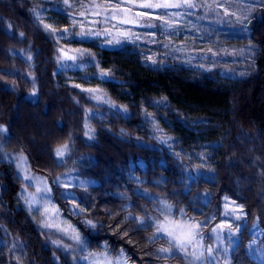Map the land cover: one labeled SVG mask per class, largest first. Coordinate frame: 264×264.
<instances>
[{
	"label": "trees",
	"instance_id": "1",
	"mask_svg": "<svg viewBox=\"0 0 264 264\" xmlns=\"http://www.w3.org/2000/svg\"><path fill=\"white\" fill-rule=\"evenodd\" d=\"M68 2L75 11L64 0H0V125L9 132L0 150V264H87L48 239L23 203L25 182L3 151L25 155L31 170L47 178L55 203L90 251H122L133 264H199L175 249L159 253L168 245L152 239L151 222L125 217L159 216L163 200L173 217L182 210L209 235L225 219L227 198L246 217L227 264H263L264 3L249 11L245 34L223 39L232 45L226 54L198 62L160 45L148 54L133 43L106 47L74 35L57 43L64 28L77 31L69 13L83 20L79 5L93 0ZM58 47L92 55L85 56V68L60 72ZM102 70L109 73L103 80ZM89 88L114 106L82 90ZM65 143L62 163L55 149ZM69 168L94 181L71 189L82 214L73 212L57 183ZM88 219L95 229L84 223ZM255 225L260 254L252 246Z\"/></svg>",
	"mask_w": 264,
	"mask_h": 264
},
{
	"label": "snow or ice",
	"instance_id": "2",
	"mask_svg": "<svg viewBox=\"0 0 264 264\" xmlns=\"http://www.w3.org/2000/svg\"><path fill=\"white\" fill-rule=\"evenodd\" d=\"M65 4L68 5L69 9L75 11L74 6L64 0ZM211 8V5L197 3V0H102L100 3H96L95 0L91 4H81L79 8L82 9L78 11V16L83 17V20L76 18V15L69 13L71 18V26L77 31L72 35L78 37L80 40L84 39H94L99 37H105L106 43L116 44L121 43L122 41L135 43L142 39V34L134 32L133 28H154L157 25L152 24L148 21L153 19L160 20L161 24L165 26V30L174 31L176 27L179 26V20L186 14H191L189 10L199 9V8ZM134 9H162L164 10L160 15H153L150 12L143 11H134ZM169 9H184V12H169ZM35 12V10H33ZM39 15V13H36ZM95 17L98 19H88V17ZM147 18V20H145ZM239 20V17H236ZM99 24L100 28L95 26ZM125 25H130L131 27H122ZM44 28L50 33H55L57 30L50 24H45ZM64 35L59 37H54L59 43L61 39H65L69 33V29L66 27L63 29ZM144 35L155 36L154 33H147ZM23 36V33H21ZM57 61L58 63H63L64 61H70L73 64L78 60L83 61L85 56L91 57V53L86 49H68L65 50L64 47L57 48ZM30 58V57H29ZM152 63H156L153 57H148ZM109 75L108 72L100 71L98 76L100 79H105ZM74 87L80 88L81 85L75 84ZM91 94V98L95 99L97 102L108 103L112 105L111 101L107 99L106 96L100 95L99 89H82ZM33 95H35V90H33ZM90 111V110H89ZM85 128L87 131L85 135L90 139L92 138L91 133L94 131L87 122L85 123ZM7 129L0 125V132H6ZM161 143H167V138L160 137ZM68 144L65 143L62 146H58L55 149V155L62 158L68 151ZM23 158H21L22 160ZM18 168L24 172L22 179L28 181L29 183L25 187V194L23 199L30 212L35 211L37 215L41 216L40 226L46 229H55L56 232L60 233L62 236H67V238L73 242L74 245H80L81 251H84L83 245L84 241L82 240L80 233L74 226L68 224L66 221H62L60 217L62 213L59 208H57L49 197L50 188L47 185L39 180L36 177L29 176L26 169H24L23 163L17 165ZM36 181L37 183H33ZM57 183H60L59 178ZM39 184H44V187L41 188ZM67 187V185H64ZM28 187H35L37 193H42L41 195H33L27 192ZM74 200L75 198L72 197ZM224 208V215H231L234 219H240L241 215H237V212L243 214L242 206L232 204V210L229 211V203L227 198ZM159 207L157 211L160 213L159 216L152 217L151 215L145 214V216H127L125 219L132 220L133 223L144 225L147 221L151 222V227L155 229V233L152 239H165L167 247H160L157 251L164 255H171L172 250H178L183 253L185 256H191L194 261H206L208 258L215 259L213 255V247L211 245L207 248H203L202 244V229L203 225L194 220L193 218L187 217L181 210L180 217H173L171 215L172 205L167 203V201H158ZM79 210V213H83L85 209L79 207L78 204L74 205L73 212ZM127 210V209H125ZM84 223L95 229L97 225L91 220H85ZM119 227V225H117ZM229 235L231 236L233 232L239 231V226L236 229H232L231 224H228ZM225 228L224 224L217 226V229L223 230ZM213 229L212 231L216 234L217 239H219V231ZM122 235H127V231L122 233ZM57 247L64 248L66 250H71L69 245L61 243L60 240L52 241ZM203 248L202 251L198 249ZM205 252L207 257H205ZM83 259L88 260L89 264H127L126 258L124 257L123 252L121 251L119 255L113 258L105 250L101 253H90L87 252L83 256ZM191 264V262H190Z\"/></svg>",
	"mask_w": 264,
	"mask_h": 264
},
{
	"label": "rangeland",
	"instance_id": "3",
	"mask_svg": "<svg viewBox=\"0 0 264 264\" xmlns=\"http://www.w3.org/2000/svg\"><path fill=\"white\" fill-rule=\"evenodd\" d=\"M197 3L211 5V8L206 9V8L201 7L199 9L189 10L191 14L184 15L179 20V26L176 27L174 31L165 30V26L161 24L160 20L153 19L151 21H148L152 24L157 25V27L133 28L132 30L134 32L142 34V39L139 41H136L133 44L137 45L140 49H142L144 52H147L148 54H151V52L154 51L153 49H155L156 47H158V45H160L164 49L168 48L167 50H169L171 54L182 56L187 59L192 58L189 60L194 59L195 61H198V62H210L212 61V59L217 60L220 57L219 55L221 53H223V55L226 54V50H228V47L232 46L229 44V41L223 40V39L225 37H230V36L233 37L236 35L245 34L247 30L246 29V17L249 11L252 10V8H254L255 6H258L259 4L264 3V0H197ZM134 11L150 12L155 16V15H160L164 10L162 9H157V10L134 9ZM168 11L169 12H184L185 10L184 9H169ZM236 17H239V20H237ZM94 19H98V18L94 17ZM145 20H147V18H145ZM95 27L100 28L101 25L97 24ZM122 27L127 28L131 26L125 25ZM147 33H154L155 36L153 37L152 35H144ZM70 34H71L70 32L67 34L68 38L70 37V39H75V37ZM76 39H79V38L76 37ZM176 39L177 40L180 39V41H175ZM87 40H94L95 42L103 41V45H105L106 47H120L125 44L132 43V42H127V41H122L119 44H116L115 42H113L112 44H108L106 43L105 37H99V38H94V39H84L83 41H87ZM68 49L69 48H65V50H68ZM86 66H87V63L84 60L83 61L78 60L74 64L70 61H64L62 64L59 63L58 71L66 72L72 69H82V68H85ZM99 94L102 95L101 93ZM98 103L101 104L102 102H98ZM5 128L7 129V127ZM8 138H9L8 129L6 132H0V150H3ZM67 152L62 158L56 156L59 162L63 163L65 161ZM2 158L15 164L16 166L22 162L24 169H26L27 174L29 176L38 178L39 180L43 181L47 185L48 188H50L51 191L49 193V197L51 199V202L57 208H59L53 199L52 188H51L49 181L44 176L35 174L31 170L28 159L25 155L18 154L12 151L11 152L3 151ZM21 158L23 159L21 160ZM17 170H18V174L22 178V176L24 175V172H22L21 169L18 167H17ZM58 178L60 181L59 184L64 188L66 197L72 203L71 204L72 210L75 205V202L72 199V197H74V194L71 193V189L76 186L87 187L89 184L94 183L93 180L82 178L76 173L74 169H70V168L67 171L63 172ZM24 182H25V187H26V185L29 182L25 180ZM33 183H37V182L34 181ZM64 185H67V187H65ZM39 186L43 188L44 184H39ZM25 187H23L20 197L23 203L25 204L26 208L28 209L23 199V196L25 194ZM27 192L33 195H37V196L42 194V193H37L35 190V187H28ZM227 201L230 202L228 210L231 211L232 204H235V203L229 200ZM59 210L62 213L60 208ZM224 211H225V208H224ZM31 213L37 219L39 220L42 219V217L37 215L35 211ZM237 215H241V218L234 219L231 215H228V216L224 215L225 219L221 224H224L225 228L223 230H219L217 229V227L214 228V229H217V231H219V239H217V236L213 231H211L209 235L202 234L203 248H207V246L211 245L214 250L213 255L215 259L208 258L206 261H196L197 263L199 264H227L226 260L229 258L232 249L235 247V245L237 244L239 240L238 233L241 232V229L243 228L246 222V217H245L244 212L243 214H241L240 212H237ZM60 219L74 226L75 229L79 231L80 236L82 240L84 241V237L82 236L80 230L69 218H67L62 213V216L60 217ZM228 224H231V227L233 230L236 229L237 226H239V231L233 232V234L230 236L229 235L230 230L227 227ZM43 229L44 231L48 232L46 235L48 239L51 241V243L54 240H60L61 243L69 245L71 250L70 251L66 249L65 250L70 252L74 256V258L81 256L79 258L81 262L89 264L88 260L83 259V256L87 252H90V253L103 252V251H100V252L90 251L85 241L83 245L84 251H81L80 245H74L73 242L67 238V236H62L60 233L56 232L55 229H46V228H43ZM253 235L255 236L256 241L253 242L252 246L254 247L255 251H257V253L260 254L261 251L259 248H257V241L260 237V231L256 225L253 228ZM206 237H208V239ZM203 248L198 249V251H202ZM117 255H119V253L116 255H111V256L115 258ZM124 257L126 258L125 254H124ZM188 257L193 259L191 256H188ZM205 257H207L206 252H205ZM259 258H261V261L264 264V256L261 255L259 256ZM126 262L127 264H133L127 258H126Z\"/></svg>",
	"mask_w": 264,
	"mask_h": 264
}]
</instances>
